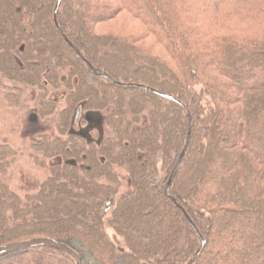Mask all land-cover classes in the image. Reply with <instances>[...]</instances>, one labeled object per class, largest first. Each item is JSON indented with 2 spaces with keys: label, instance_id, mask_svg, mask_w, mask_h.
Instances as JSON below:
<instances>
[{
  "label": "trees",
  "instance_id": "trees-1",
  "mask_svg": "<svg viewBox=\"0 0 264 264\" xmlns=\"http://www.w3.org/2000/svg\"><path fill=\"white\" fill-rule=\"evenodd\" d=\"M57 1L0 0V80L15 86L1 90L19 110L34 90L31 158L60 161L23 197L4 181L19 152L0 143V248L47 238L83 264H264V0H118L174 66L87 25L90 10L116 16L111 4L64 0L57 25ZM208 5L244 27L202 31ZM15 253L0 264H77L50 246Z\"/></svg>",
  "mask_w": 264,
  "mask_h": 264
},
{
  "label": "rangeland",
  "instance_id": "rangeland-1",
  "mask_svg": "<svg viewBox=\"0 0 264 264\" xmlns=\"http://www.w3.org/2000/svg\"><path fill=\"white\" fill-rule=\"evenodd\" d=\"M99 1L100 0L94 1L92 5L97 6ZM103 1L112 5V8L117 12L116 16H114V12L111 13V16H109L110 12H105L104 14L107 16L106 18L110 17V19L108 18L109 20L97 24V18L94 12L95 10H90L89 16L86 21L88 26H90L94 31L99 32L100 34L118 33L120 32V30H124L128 34L130 33L134 35L135 40H137L135 41L136 46L144 48L145 50L149 51V54L153 56L165 57L168 63L174 66L163 47L159 46V44L155 42L153 38L147 35V30L143 25L135 21V19H133V17L129 13L122 10L118 0ZM208 6V8L210 9H208L206 13L200 15V20L197 19L195 22L196 24H198L197 27H199L202 31H206V28L210 26V28L212 29L211 32L219 35H224L232 33L244 27L237 20H234V22H230L225 19L222 20V18L217 19V17L215 16V13H218L215 10L217 8L212 5ZM224 13L227 12L224 11ZM105 15L100 16L103 17ZM90 20L94 21L96 24L90 22ZM204 33L205 32H202V37L206 38L207 36ZM43 48L45 49V51L50 50L51 52H54L53 48L48 49V46H44ZM240 72H245L251 77H254L255 73L254 70H249L248 68H243L242 70H240ZM2 81L0 80L2 86L4 85L5 87L10 88L15 87L12 83ZM252 81L253 78H250L248 80V82ZM138 83V80H134L133 83H130L128 81L126 82V86H133L137 85ZM2 86H0V143H8L19 152L16 162L4 177V181L11 187L12 190L24 197L28 193L38 191L44 181L50 176V172L48 170L49 167L57 165L60 161L59 159L49 160L47 161V165L43 167L41 166L42 164L40 162H37L31 158L34 155L38 156V153H35L31 149V147L34 142L37 143L39 138L38 134L34 135L33 132H31L33 131V129H35L32 125V116L35 112L34 90L23 88V107L22 110H19L7 105L5 96L1 90ZM263 90L264 89H262V91ZM258 94L261 98L262 96L264 97V94H262V92H258ZM65 96V89L52 92V100L58 104V108L60 109H62L65 105ZM255 106L257 113L263 114L264 100L262 102L255 103ZM50 123V119H48L43 123V125L39 126L43 129V131H51L50 126L52 124L50 125ZM38 157L42 159V156ZM247 193L248 192L246 191V194ZM63 215L66 216V213H64ZM110 234L112 236V231H110Z\"/></svg>",
  "mask_w": 264,
  "mask_h": 264
},
{
  "label": "water",
  "instance_id": "water-1",
  "mask_svg": "<svg viewBox=\"0 0 264 264\" xmlns=\"http://www.w3.org/2000/svg\"><path fill=\"white\" fill-rule=\"evenodd\" d=\"M63 0H58L57 1V4H56V7H55V10H54V16H55V22L57 24V12L59 10V7H60V4L62 3ZM58 25V24H57ZM66 41L69 43V45L73 46L71 44V42L65 37ZM91 71L93 73L96 74L95 70L93 69V67L91 65H89ZM133 86H136V87H139V88H142V89H145V90H148L150 92H153L163 98H166V99H170V100H173L175 101V99L167 94H164V93H161L157 90H154L152 88H149V87H145V86H139V85H133ZM191 125L189 127V133H188V137H187V143H186V147L188 146L189 144V139H190V134H191ZM185 151H186V148L184 150V152L182 153V155L180 156L179 160H178V163L177 165L175 166V169L173 171L172 174H174L175 170L177 169L178 165L180 164V162L182 161L184 155H185ZM173 176V175H172ZM172 176L167 184V187L170 186L171 182H172ZM186 219L188 220V222L192 225V227L195 229L196 232H198L195 224L192 222V220L190 219V217L188 216V214L185 212L184 209H182ZM206 242L203 241V246L201 247V249L199 250L198 254H200L205 246ZM40 246H50V247H53L59 251H62V252H65L67 253L68 255H70L75 261L77 264H83L82 263V259L81 257L79 256V254L71 249L70 247L62 244V243H58L52 239H47V238H37V239H32V240H29V241H25V242H22V243H15V244H10V245H7V246H4V247H1L0 248V258L6 254H9V253H12V252H16V251H21V250H26V249H29V248H34V247H40Z\"/></svg>",
  "mask_w": 264,
  "mask_h": 264
},
{
  "label": "bare ground",
  "instance_id": "bare-ground-1",
  "mask_svg": "<svg viewBox=\"0 0 264 264\" xmlns=\"http://www.w3.org/2000/svg\"><path fill=\"white\" fill-rule=\"evenodd\" d=\"M16 252H19V251H16ZM14 254H17V253L12 252V253H9V254H6V255L2 256L1 258H8L9 256L14 255Z\"/></svg>",
  "mask_w": 264,
  "mask_h": 264
}]
</instances>
